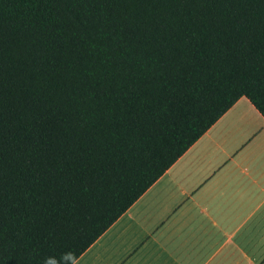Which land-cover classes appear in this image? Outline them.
<instances>
[{"label": "trees", "instance_id": "16d2710c", "mask_svg": "<svg viewBox=\"0 0 264 264\" xmlns=\"http://www.w3.org/2000/svg\"><path fill=\"white\" fill-rule=\"evenodd\" d=\"M242 97L264 0H0V264H73Z\"/></svg>", "mask_w": 264, "mask_h": 264}, {"label": "crops", "instance_id": "0c3cea01", "mask_svg": "<svg viewBox=\"0 0 264 264\" xmlns=\"http://www.w3.org/2000/svg\"><path fill=\"white\" fill-rule=\"evenodd\" d=\"M73 264H264V117L240 98Z\"/></svg>", "mask_w": 264, "mask_h": 264}]
</instances>
